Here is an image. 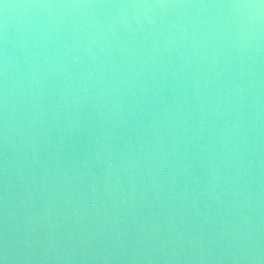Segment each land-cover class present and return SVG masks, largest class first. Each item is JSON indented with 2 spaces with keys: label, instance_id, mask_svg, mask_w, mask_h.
Instances as JSON below:
<instances>
[{
  "label": "water",
  "instance_id": "obj_1",
  "mask_svg": "<svg viewBox=\"0 0 264 264\" xmlns=\"http://www.w3.org/2000/svg\"><path fill=\"white\" fill-rule=\"evenodd\" d=\"M0 264H264V0H0Z\"/></svg>",
  "mask_w": 264,
  "mask_h": 264
}]
</instances>
